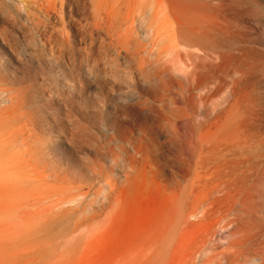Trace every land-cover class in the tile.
<instances>
[{
	"label": "rangeland",
	"instance_id": "374dc122",
	"mask_svg": "<svg viewBox=\"0 0 264 264\" xmlns=\"http://www.w3.org/2000/svg\"><path fill=\"white\" fill-rule=\"evenodd\" d=\"M0 264H264V0H0Z\"/></svg>",
	"mask_w": 264,
	"mask_h": 264
},
{
	"label": "bare ground",
	"instance_id": "6f19581e",
	"mask_svg": "<svg viewBox=\"0 0 264 264\" xmlns=\"http://www.w3.org/2000/svg\"><path fill=\"white\" fill-rule=\"evenodd\" d=\"M145 5V4H144ZM150 5V4H149ZM138 13V16L136 17V14ZM135 13L134 19L135 21L137 20H142V22H144L145 24V33L147 36L150 34L151 30L153 29V26L155 24L156 18L157 16L161 13V10L159 9V3L158 6L156 8V10L153 13L148 14L146 7H142L139 9V12ZM217 25V24H216ZM139 30V29H138ZM229 31V30H228ZM181 32V30H180ZM198 32V31H197ZM232 32V31H231ZM204 36V35H203ZM227 37V36H226ZM183 42V41H182ZM207 48V47H206ZM194 50V49H193ZM202 56L204 57V53H202ZM206 56V55H205ZM208 56V55H207ZM206 56V57H207ZM217 55L213 56L216 58ZM220 56V55H219ZM209 57V56H208ZM213 59V58H212ZM213 59V60H215ZM219 59V58H218ZM217 61V60H216ZM219 61V60H218ZM222 63V62H221ZM220 63V64H221ZM188 65V64H187ZM175 69V68H174ZM191 69V68H190ZM189 69V70H190ZM199 70V69H198ZM179 71V70H178ZM193 71V70H192ZM214 113V112H213Z\"/></svg>",
	"mask_w": 264,
	"mask_h": 264
}]
</instances>
